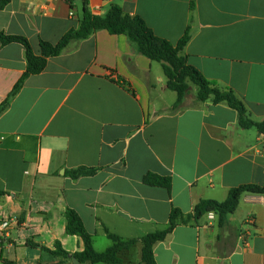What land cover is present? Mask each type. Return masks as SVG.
I'll use <instances>...</instances> for the list:
<instances>
[{"label":"crops","instance_id":"crops-1","mask_svg":"<svg viewBox=\"0 0 264 264\" xmlns=\"http://www.w3.org/2000/svg\"><path fill=\"white\" fill-rule=\"evenodd\" d=\"M87 2L95 15L115 4L141 16L173 45L189 29L188 64L264 122V0ZM72 5L10 0L0 32L25 37L40 55L42 40L56 44L79 27L83 0ZM26 68L24 46L0 42V105ZM196 91L191 85L174 109L177 94L162 65L105 30L49 58L0 116V207L19 220L0 235V264H75L84 243L67 234V209L82 218L95 251L114 244L108 231L137 240L119 252V264H143L141 238L165 229L173 208L189 215L200 200L223 202L231 189L264 186V135L242 128L227 104L199 101ZM79 167L98 171L77 180L66 174ZM148 173L170 177L171 191L144 184ZM57 242L71 256L41 248L55 250ZM154 254L157 264H264V195L243 194L223 226L214 213L178 225Z\"/></svg>","mask_w":264,"mask_h":264},{"label":"trees","instance_id":"trees-1","mask_svg":"<svg viewBox=\"0 0 264 264\" xmlns=\"http://www.w3.org/2000/svg\"><path fill=\"white\" fill-rule=\"evenodd\" d=\"M67 1L73 6V0ZM9 2L10 0H0V10L4 9ZM101 30H105L111 35L126 36L138 53L162 65L168 88L177 94L174 109L182 105L191 85H195L197 88L196 96L199 101L204 102L211 99L214 104H227L238 112L239 124L242 128L250 129L255 127L260 134L264 135V122L257 123L252 121L249 118L244 103L231 90L219 89L196 68L188 64L187 58L182 55V51L190 40L189 29L185 32L182 39L176 45H173L167 40L156 36L141 16L130 15L115 4L111 5L104 15H95L89 11L87 0H83V15L79 27L68 31L56 44L42 40L40 42V55H36L33 52L29 41L25 37L6 35L0 32V42L2 45L20 43L24 46L27 61L25 73L15 85L8 98L0 105V116L8 108L12 99L19 93L25 81L30 76L38 75L45 70L49 58L61 55L72 41L88 39ZM97 171L96 168L79 167L68 170L66 174L70 178L77 180L81 177L93 176ZM143 183L152 187L164 188L169 192L172 187V179L170 177H162L153 173L146 174L143 178ZM245 193L264 195V186L242 185L231 189L227 199L223 202L211 199L200 200L195 205L193 213L189 215H185L181 210L173 208L169 216L168 226L165 229L157 230L141 238L142 263L157 264L154 254L155 246L165 241L178 225L197 222L209 213H214L218 216L221 226L226 224L229 216L237 210L241 196ZM5 194L0 191V196H4ZM66 219L67 234L78 236L84 243L83 252L74 254L75 258L82 264H119L121 262L119 252L129 249L137 242V240L125 242L119 236L107 231L109 239L114 244L104 252H97L93 247L92 235L86 230L79 214L72 209H67ZM27 246L33 248L40 247V245L35 243H29ZM41 248L43 251L53 255L66 258L71 256L62 248L59 242L55 244V250H50L46 247ZM4 262L5 264H14L9 261Z\"/></svg>","mask_w":264,"mask_h":264},{"label":"built area","instance_id":"built-area-1","mask_svg":"<svg viewBox=\"0 0 264 264\" xmlns=\"http://www.w3.org/2000/svg\"><path fill=\"white\" fill-rule=\"evenodd\" d=\"M19 224L17 217L9 215L2 207H0V235L3 237L9 235V231Z\"/></svg>","mask_w":264,"mask_h":264},{"label":"water","instance_id":"water-1","mask_svg":"<svg viewBox=\"0 0 264 264\" xmlns=\"http://www.w3.org/2000/svg\"><path fill=\"white\" fill-rule=\"evenodd\" d=\"M73 263L79 264V261L76 258H73Z\"/></svg>","mask_w":264,"mask_h":264},{"label":"rangeland","instance_id":"rangeland-1","mask_svg":"<svg viewBox=\"0 0 264 264\" xmlns=\"http://www.w3.org/2000/svg\"><path fill=\"white\" fill-rule=\"evenodd\" d=\"M192 86L195 87V85H192ZM189 92H190V90H189ZM189 92H188V93H189Z\"/></svg>","mask_w":264,"mask_h":264}]
</instances>
